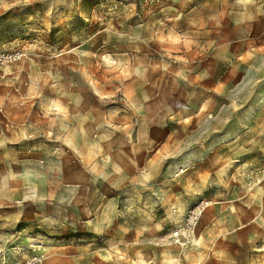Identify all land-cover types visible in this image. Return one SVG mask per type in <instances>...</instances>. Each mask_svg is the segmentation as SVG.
Returning a JSON list of instances; mask_svg holds the SVG:
<instances>
[{
  "label": "rangeland",
  "instance_id": "rangeland-1",
  "mask_svg": "<svg viewBox=\"0 0 264 264\" xmlns=\"http://www.w3.org/2000/svg\"><path fill=\"white\" fill-rule=\"evenodd\" d=\"M0 50V256L264 264V0H0Z\"/></svg>",
  "mask_w": 264,
  "mask_h": 264
},
{
  "label": "built area",
  "instance_id": "built-area-1",
  "mask_svg": "<svg viewBox=\"0 0 264 264\" xmlns=\"http://www.w3.org/2000/svg\"><path fill=\"white\" fill-rule=\"evenodd\" d=\"M22 59L21 52H5L0 50V71L18 63ZM4 76V75H3ZM264 174V171L262 172ZM44 255L37 253L31 258H28L19 262H11L7 257L0 256V264H41L43 262Z\"/></svg>",
  "mask_w": 264,
  "mask_h": 264
}]
</instances>
